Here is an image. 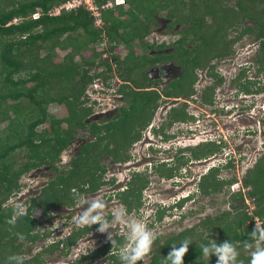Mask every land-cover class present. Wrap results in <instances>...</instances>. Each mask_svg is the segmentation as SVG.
<instances>
[{"label":"trees","instance_id":"1","mask_svg":"<svg viewBox=\"0 0 264 264\" xmlns=\"http://www.w3.org/2000/svg\"><path fill=\"white\" fill-rule=\"evenodd\" d=\"M67 1L0 0V123L7 121L0 130V264H14L8 258L21 256L24 242H32L42 236L35 232L37 218L33 215V206L42 207L45 211L58 204L70 206L81 198L82 193H95L106 183L103 179L106 168L100 164L101 157L108 154L113 162L126 160L128 147L139 137L136 126L142 128L150 121L158 106V95L157 92L133 90L129 85L122 84L119 91L125 96H133L129 107L124 106L117 119L105 126V134L82 143L79 154L72 156L67 171L58 173L31 199L27 215L18 218L14 225L8 222L13 217V209L11 202L7 204V201L19 192L22 174L42 165L55 170L61 153L75 142L80 128L89 127L90 133L99 131L100 126L96 122L87 124L86 118L91 109L83 105L86 100L84 94L94 77L110 78L107 72L114 68L110 58L114 59L119 75L126 74V78L130 77L131 71L121 72V68L130 66V60L134 59L131 68L135 76L130 79L136 86L145 84L138 80L143 72L142 62L135 58L133 49L145 46L143 38L149 30L148 25L161 10H165L170 17L192 20L193 26L198 28L202 25V18L209 16L212 24L203 27L202 38L204 46L209 47L207 50L211 48L210 58L230 54L234 42L244 34H253L259 43L257 69L264 70V0H237L234 5L224 4L225 0H125L127 7L123 4L103 7L108 0H93L100 9L101 25L95 24V16L84 4L70 9L61 8L58 14H53L55 8ZM245 19L253 24L242 26L238 35L226 39L227 30ZM104 38L108 41L107 50L111 56L103 57L107 51L103 52V48L98 51L93 46ZM119 43L128 50L123 58L118 50ZM56 49L67 52L59 59ZM77 56L79 60H76ZM202 64L205 65V61L202 60ZM93 65H103L105 69L91 74ZM193 81L194 77L190 76V81H183L177 88L165 93L188 96L192 93ZM211 99L205 97L204 101L209 103ZM51 103L64 108L65 114L56 116L49 113ZM185 117L183 108H173L169 112L170 120ZM41 124L45 126L37 129ZM123 130H126V136ZM216 149L212 142L204 143L193 149L192 154L194 157L207 156ZM21 152L24 153L18 163L15 154ZM179 164L185 162L179 161ZM220 169L211 168L200 177L198 183L203 195L218 192L232 183L233 179L219 177ZM173 170V167L164 165L156 168L161 176L167 177L173 176ZM147 182V178L137 172L132 175L129 188L120 192L119 198L128 211L141 204V191ZM243 185L250 187L247 195L255 205L253 212L245 210L243 205H232L231 210L206 216L196 226L178 234H158L154 241L157 244L154 254L146 264H163L173 246L179 247L185 238L192 243L183 258L184 264H216L215 255L209 258L202 253L201 244L207 242L204 233L213 234L217 243L224 240L235 242L240 253L238 259L243 264H249L251 252L255 250L250 231L257 222L256 217L264 222V153L247 171ZM231 195L244 201L242 192ZM184 200L186 198H182L178 205L181 206ZM165 211L163 207L158 208L156 219L161 220ZM94 226L76 228L65 238L24 258V264H41L43 255L55 250L67 254L73 243ZM19 239L21 242L17 243ZM117 241L122 243L123 238L119 237ZM246 244L252 247H246ZM106 247L111 248L112 245L109 243L92 251L89 257L95 258L97 254L104 253ZM115 249V252H110L105 264H121L119 249L116 246ZM89 257L80 256L70 264H84Z\"/></svg>","mask_w":264,"mask_h":264},{"label":"flooded vegetation","instance_id":"2","mask_svg":"<svg viewBox=\"0 0 264 264\" xmlns=\"http://www.w3.org/2000/svg\"><path fill=\"white\" fill-rule=\"evenodd\" d=\"M103 7L109 6L105 5ZM165 13V15L160 13L155 15L150 21L148 25L149 30L143 38L145 46L133 49L135 58L142 62L141 69L143 72L141 79L138 80L144 81L145 84L136 86L133 84L132 79H130L135 76L134 69L131 68V65H134V59L133 61L130 60V66L124 65L121 68V72L124 71L126 73L131 71L130 77L126 78V74L123 76L119 75L120 71L116 69L117 65L113 63L114 59L111 58L113 61L110 63H113L112 65H114L115 69L112 68L111 71L107 72V76L109 75L110 78L108 80L100 77L95 79L92 84L94 89L93 98L89 100L85 98L86 100L83 102L84 106L91 109V113L86 118L87 124L94 121L100 126V129L95 133H90L89 127L84 130H86L88 135L93 137V140L96 139L97 135L105 134V126L117 119V115L121 113L124 106L129 107V100L133 96H125L119 91L122 84H127L130 89H145L149 92H157L158 95V106L154 109L152 118L144 127L136 126V129H139V137L128 147L127 151L129 153L126 151V160H131L128 163V168L132 175L137 173V168L135 169L136 164H140L139 162L143 161V159V164L156 165L158 163L159 167L162 165L168 167L170 163H173L177 167L181 165L179 161H184L185 164L182 165H188L190 172H193V166L200 167V165L207 166L205 169L207 171L210 167H220V171L232 169V167L224 168L227 163L223 162L224 157L221 156L222 152L219 154L213 151V154L211 153L212 155L210 156L199 157H194L192 152L193 149L198 148L200 144L204 143L212 142L214 147H218V143L221 141L225 145L228 140L227 138L226 140L224 139L220 125L234 128L233 134H236V132L243 129V123L248 127L257 123L253 116L254 113L251 112L248 106H253V108L255 107L260 110V105L255 104L253 99H258L264 93V89L254 85V73H251L246 68L249 66H246V57L240 56L242 52H248L250 46L242 47V42L236 41L232 45L230 54L210 58L211 48L207 50L209 47L206 46V48L204 46L205 43L202 38L203 27L207 28L212 24L210 17L204 16L202 18V25H199L198 28L197 26H193L192 20L180 19L176 16L170 17L166 11ZM245 21L246 19L243 22ZM233 37L235 36H229L227 32L226 39ZM257 47H259V43H257ZM249 50H252V48ZM257 52L258 49L256 50ZM127 53L128 50L126 49L123 57ZM202 60L205 61V65L202 64ZM197 61H199V64H197ZM190 76L194 77L191 85L192 93L190 95H168L165 93L173 88H177L180 85L179 83L183 81H190ZM260 80L258 85H260ZM205 97H212L211 102H205ZM173 108H183L186 117L170 120L169 112ZM81 130L83 129L80 128ZM86 140L81 139L80 143ZM165 142H168L167 148H164ZM132 150L137 151V153L135 154ZM262 154L261 150L255 149L254 153L250 154V164H254L256 159L260 158ZM107 156L109 155H105V157ZM133 158L136 160H133ZM71 160L72 157L68 162H64L61 167L56 162L57 168L55 170H52L47 165L34 169H38L44 175L45 173L48 175L52 174L54 178L58 173L67 171V166ZM40 168L42 169L40 170ZM207 171L201 172L200 177ZM49 177L48 182L53 179L52 176ZM219 177L222 179L234 178L232 176L228 178V176L221 174H219ZM42 186L40 189H42ZM175 186L178 187L177 184ZM73 190L75 188H72ZM75 191L77 192V190ZM36 195H33L32 198ZM82 195L93 197V193H82ZM30 204L31 201L29 202ZM36 209L40 211L42 216L46 217L52 214L50 212L52 210H62V213H64V210H70L65 204L50 206L47 211L42 207L33 206L32 212L35 213ZM69 215L71 217L74 216L73 213H68L67 217ZM64 219L63 223L65 224L70 217H64ZM37 220L39 219L37 218ZM93 225H95L94 228L97 226V224ZM72 231L66 236L70 235ZM112 231L116 232L114 229ZM79 239L69 248V252L72 247H75L74 245L78 243ZM106 244L103 246H106ZM115 251L114 246L110 252ZM108 255L105 260H102L103 264L107 262ZM67 264H70V261Z\"/></svg>","mask_w":264,"mask_h":264},{"label":"rangeland","instance_id":"3","mask_svg":"<svg viewBox=\"0 0 264 264\" xmlns=\"http://www.w3.org/2000/svg\"><path fill=\"white\" fill-rule=\"evenodd\" d=\"M118 1L120 2L121 0H117V2ZM236 1L237 0H227V1L225 0L223 3L234 5ZM83 4H85L86 6H89L90 8L92 6L91 4H93V0H86L85 2H83ZM114 5H116V0H109L108 6H114ZM127 5L128 4L124 0L123 6L127 7ZM160 14L165 15L166 13L165 11H161ZM97 17L98 16H96L95 18ZM95 24L101 25V21L100 23L96 22ZM252 24L253 22L251 20L246 19L245 22H241V24H236L234 27L229 28L227 32L229 33V36L230 35L236 36L240 32L242 26H247V25H252ZM237 41L242 42L241 44L242 47L250 46L249 49L252 48V50L248 49V52L250 53L242 52L240 56L246 57L245 59V61L247 62L246 66L249 65L247 68L250 69L251 73H253L254 70H256L254 63H255V54H257L256 50L258 49L257 47L258 41L255 40L253 34H244ZM93 46L94 48H97L98 51H101L102 48L104 49L103 52L107 51L103 53L102 55L103 57H107L109 55L111 56V52L109 53L107 50L108 41L105 40V38L95 42ZM89 48L91 49V46ZM119 49L123 57L126 49L124 48V45L122 43L118 44V50ZM66 52L67 51L65 50L56 49V55L59 59H61L62 56ZM87 52H90V51H87ZM79 59L80 58L77 56L76 60H79ZM111 61L113 60L110 58V62ZM104 69L105 68L103 65H100V66L93 65L90 69V73L92 74L94 71L96 72L98 70L100 71ZM258 76L259 78H261L260 85H263L264 84V72L259 73ZM253 101L255 104L260 105V110H258L255 107L253 108V106L252 107L248 106V108L251 110V112L254 113L253 115L254 119L255 121H257V119L259 117L261 119V116L263 115L262 113L264 110V93H262V95L258 99H253ZM63 109L64 108H62L60 105L56 103H51L48 107V112L56 116H63L65 114V111ZM6 122L7 121L0 123V130H2L6 126L7 124ZM243 125L245 124L243 123ZM44 126L45 124H41L40 126H38L37 129H41ZM220 127L222 128L224 139L226 140L227 138L228 142H230L232 146L242 142L240 140L241 135L237 136L233 134L234 128L230 126H224V125H220ZM122 132L124 133V136H126L125 134L126 130H123ZM259 136L260 137L257 138L258 146L261 145L262 142H264V137H262L261 135ZM242 138H244V136H242L241 139ZM81 139H85V140L92 139L93 140V137L88 135L86 133V130L83 129L80 131L79 129L76 132L75 142L68 149L64 150L61 153L59 159L57 160L60 167L63 166L64 162H68L72 156H76L77 154H79V150H80L79 148L82 145V143H80ZM251 139L249 140V142L252 144ZM167 145H168V142H165L164 148L165 147L167 148L168 147ZM132 151L135 152L134 150ZM254 151L255 150L251 151L250 154L254 153ZM23 153L24 152L15 154V158L18 160V163H20L21 156ZM127 153H129V151H127ZM136 153L137 151L135 152V154ZM105 155H108V154H105ZM65 156H68L69 158L65 160ZM133 160H136V159L133 158ZM129 161L131 160L127 159L126 162L125 161H118V162L114 161L113 162L110 156L101 157L100 164L104 165L106 168V171L104 172V175H103V179L107 180L106 183L101 185L100 189L96 193H93L92 195L93 197H89L88 195H82L81 198L80 199L78 198L74 204L67 206V208H70L69 211L64 210V213H62L63 212L62 210H59V211L52 210L50 211L52 214H49L46 217V216H42L40 211L36 209L33 215L37 217L39 220H37L35 232H38L42 236L38 237L35 241L24 242L21 248V256L23 258H29L32 255H34L36 252L41 250L43 247L48 246L49 244L57 241L60 238H65L66 235L70 231L78 227L75 223L76 218L79 216L80 212L84 208L87 207L88 202L92 200L99 199V198H102L104 200L106 204L104 211L106 214H108V217L110 216L109 219H111L110 214L116 208L126 207L124 203L120 202L119 197H120V192L126 189V186L128 185V180L130 179V176L132 175L128 168ZM143 161L139 162L140 164L137 163L135 169L137 168L136 169L137 172H140L141 174L143 173L144 174L143 176H145L148 180L142 192V197L144 196L145 198L141 197V204L139 205L138 208H133L130 211H128L131 217H134L136 219L143 221L148 226L150 222L154 221L152 217L153 213L151 211V208L149 205H147L149 200H150L149 203L151 202L156 203L157 201L162 202V203H168L170 199L175 198L176 196H179V197L186 196L185 194H189L191 191L195 192L194 194L197 195L194 201H191V200L188 202L186 201L184 203V207H181V209H179V211L181 212L180 220H179V216H173V215L171 216V214L168 215V213L166 212L160 221H157V223H153L150 229L154 228L153 230L152 229L151 230L157 234H160V235H165V234L170 235L172 233L178 234L185 229L196 226L206 216H215L217 214H220L224 210H231L232 205H238V206L243 205L245 206L244 209L247 210L248 212L254 211L255 205L252 202V199H249L250 197L248 198V195H247V192L248 190H250V187H246L244 185H243L244 192H245L244 194L247 196L246 203H245V200L239 201L236 198L232 197V195H230L233 193L231 192L232 188H230L229 185H225L220 191L215 192L213 194L203 195L200 191L198 180L201 175V172L207 171L205 170L207 168V166L205 165H200V167L193 166V172H190V168H188V165L187 166L178 165L176 167L173 165V163H170L168 167L174 168L173 177L170 178L167 176H161L160 174L157 173L155 169L151 173L145 174L144 169L146 167V164H143ZM250 163H251V160L247 161V163H245L244 166H237V168L234 167L232 169L222 170L219 173L221 175L228 176V178H231L232 176L236 179V181H238V179L236 178V175L237 173H239V175L241 176V186H242L243 184L242 181L244 180L247 174V173H242V172L244 171L246 165H247V168L249 166L248 169L246 168L247 171L253 167V165H250ZM68 168L69 166H67V169ZM41 169L42 168H40V170ZM186 173H187V176H185ZM49 176H52L53 178L54 175L52 174L48 175L46 173L44 175L38 169L36 170L32 169L30 171L23 173L19 180L20 182L19 184L21 186L19 192L12 195L10 199L7 201V204L8 202H12L13 200H16L17 198H19L22 202L25 203L27 207L29 205V202L32 199V196L38 194L41 190L40 187L42 185H45L48 182L47 180L50 178ZM177 180L181 181V183L177 184L178 187H176L175 184L173 183V181L176 182ZM116 184H118V186H116ZM58 207H63V206H58ZM68 213H73L74 216L71 217V215H69L70 219L69 220L66 219L67 222L64 224L63 223V221L65 220L64 217L69 218L67 217ZM256 218L255 220L258 223L261 222L260 219L258 218L256 219ZM97 228H98V225L94 229L91 230L90 232L91 235L90 233H88L84 237L79 239L78 243L74 245L75 247H72L71 251L70 252L68 251L67 254H64L60 250H55L54 252L46 254V255L44 254L43 262L41 264H67L69 261L70 263L74 262L80 256L89 257L92 251L99 248L100 246L105 245L106 243H110V241L107 240V233H100L96 230ZM113 229L116 231L114 232V234L118 235V236L116 235L114 238L117 239L119 237H122L123 238L122 243H124L125 242L124 237L127 234L125 226L123 224L114 225ZM43 234H46V235H43ZM204 236H206L207 238L209 237V238L215 239V236L213 234L206 235V233H204ZM91 240L94 241V246L88 253L84 254L81 251L80 246L85 245V244L90 245ZM18 242H21V239H19L17 243ZM162 242L163 240L160 241V243ZM156 245H157L156 243H153L151 252L148 255H146L142 261H138V264H146V262L150 260V257L154 254ZM113 248L114 246L111 248L106 247L104 249V253L97 254L95 258L93 257L87 258L84 264H103L102 260L106 259V256L110 253V251H112ZM245 253L248 254V251H245Z\"/></svg>","mask_w":264,"mask_h":264},{"label":"clouds","instance_id":"4","mask_svg":"<svg viewBox=\"0 0 264 264\" xmlns=\"http://www.w3.org/2000/svg\"><path fill=\"white\" fill-rule=\"evenodd\" d=\"M107 2H109V0ZM123 2L124 0H121L120 2H117L116 0V4H123ZM254 64L256 67V70H254L253 72L254 73L253 75L254 85L258 88L264 89V84L258 85V82L260 80L258 74L263 73L264 70L259 71L257 69L258 63L256 61V58H255ZM248 70L250 71V69ZM100 71H103V70H100ZM100 71L98 70L96 72H100ZM99 77L100 76L94 77V79L91 82H89L86 88L85 94H84V98H86L87 100H89L90 98H93L94 89L92 87V84L94 83L95 79ZM262 114L263 115L261 116V119L259 117L255 125H251L248 127L245 124L241 131L236 132V134L234 133L237 136L241 135L240 140L242 142L235 144L234 146H232L230 142L228 141L225 145L221 141L218 143L219 146L217 147L215 152L219 154L222 152L221 156L224 157L223 162L227 163V165L224 164L225 165L224 168H229V167L237 168V166H244L245 163H247V161H249V159L251 158L250 152L257 148L264 153V142H262L261 145L259 146L257 142V138L260 137L259 135L264 137V132H263L264 130V125H263L264 110ZM242 136H244V138L241 139ZM250 139L253 145L249 142ZM212 154H209V156ZM68 158H69L68 156H65V160H67ZM257 160L258 158L256 159V162ZM157 164L156 165L146 164L144 173L145 174L151 173L154 169L156 170L158 166ZM254 164H250V165H254ZM211 168H214V167H210L208 168V170ZM246 168H247V165L245 166V169L242 173H247V169L249 168V166L247 169ZM142 175L144 174L142 173ZM185 176H187V173L185 174ZM131 177L132 175L130 176L128 183L130 182ZM236 178L238 179V181H236V179L233 178V181L231 184H229V187L232 188V191H231L232 193L242 192L243 198L246 203L247 196L244 194L245 192H244L243 184L241 186V176L237 175ZM173 183L178 184V183H181V181L177 180L176 182L173 181ZM144 187L141 191V197H142V192L144 190ZM128 188L129 186L127 185L126 189L122 191H125ZM194 193L195 192L191 191L189 194H185L186 196H180V197L176 196L177 198L175 197V198L170 199L171 201V202L169 201L170 203L169 202L162 203L158 201L156 203H152V202L149 203L150 201L149 200L147 205H149L151 208V211L153 213L152 217L154 221L150 222L148 226L143 221L136 219L134 217H131L126 207L116 208L110 214L111 219H109L110 216L108 217V214H106L104 211L106 204L102 198L95 199V200L88 202L87 207L84 208L80 212L79 216L76 218L75 223L78 227H88V228H90L93 224H97L98 228L96 230L100 233H107V240L110 241L112 246L118 247L119 249L118 255H119V260L121 264H138V261H142L143 258L151 252L152 245L154 241L157 239L158 234L152 231L154 228H151L152 230L150 229L153 223H157V221H160L156 219V210L158 208L163 207L166 209L165 213L167 212L168 215L171 214V216L172 215L179 216V220H180L181 212L179 211V209H181V207H184V203L186 201L187 202L190 200L194 201V199L197 197V195ZM182 198H186V200H184L183 204L179 206L178 202ZM120 202H121V199H120ZM11 207L13 209V217L8 222L14 225L18 218L27 215V208H26L25 203L22 202L19 198L11 202ZM119 224H123L126 229L127 234L124 237V240H125L124 243H119L117 239L114 238L115 234L112 231L114 225H119ZM250 235L252 239L255 241V250L251 252L249 264H264V222H259V223L255 222L253 230L250 231ZM20 238L23 239L24 238L23 235H21ZM191 243L192 241L190 239L185 238L179 243V247L173 246L172 250L167 254V256H165L163 264H184L183 258L185 256V253L188 251V246ZM93 246H94V241L91 240L90 245L88 244L81 245V251L84 254H86L93 248ZM245 246L249 248L252 247L251 244H246ZM201 249L205 257L210 258L211 255H215L217 257L216 264H243V261L238 259L240 255L238 251V246L235 242L231 240H224L223 242L217 243L215 239L208 237L207 242L201 244ZM8 259L9 261L14 262V264H24V258L20 255H12Z\"/></svg>","mask_w":264,"mask_h":264},{"label":"built area","instance_id":"5","mask_svg":"<svg viewBox=\"0 0 264 264\" xmlns=\"http://www.w3.org/2000/svg\"><path fill=\"white\" fill-rule=\"evenodd\" d=\"M86 0H69L67 1L66 3H63L61 4L59 7L55 8L54 11H53V14H58L59 11L61 10V8H65V9H70L72 7H75V6H78L79 4H83V2H85ZM119 2V1H118ZM85 5V4H84ZM92 6L89 8V6H86L90 11L91 13L96 17V22L97 23H100L101 19H100V9H99V6H97L94 1H93V4H91ZM105 5H109V2H107ZM104 5V6H105ZM247 145V144H246Z\"/></svg>","mask_w":264,"mask_h":264}]
</instances>
